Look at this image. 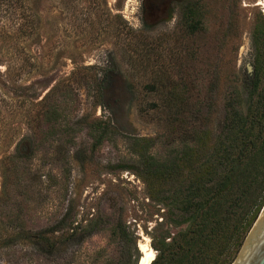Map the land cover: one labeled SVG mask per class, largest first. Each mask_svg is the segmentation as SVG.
Masks as SVG:
<instances>
[{
    "label": "rangeland",
    "instance_id": "1",
    "mask_svg": "<svg viewBox=\"0 0 264 264\" xmlns=\"http://www.w3.org/2000/svg\"><path fill=\"white\" fill-rule=\"evenodd\" d=\"M187 1L32 0L39 29L2 34L0 264H114L120 245L111 226L119 214L140 257L141 243L151 247L163 209L122 168L136 160L128 137L154 138L157 158L178 145L169 120L179 115L163 106L170 86L188 114L210 94L221 111L230 84L249 73L250 34L264 16L261 0H200L201 24L190 33L180 13ZM98 122L114 127L94 145ZM65 213L71 226L101 225L83 237L78 229L46 256L24 231Z\"/></svg>",
    "mask_w": 264,
    "mask_h": 264
},
{
    "label": "trees",
    "instance_id": "2",
    "mask_svg": "<svg viewBox=\"0 0 264 264\" xmlns=\"http://www.w3.org/2000/svg\"><path fill=\"white\" fill-rule=\"evenodd\" d=\"M31 2L0 0L1 38L17 32L29 36L39 29L40 15ZM89 2L106 4V0ZM185 3L181 19L193 33L201 24L200 0ZM250 35L252 71L230 84L221 111L215 109L217 99L210 94L188 114V102L174 95L176 87L170 86L163 106L179 115L169 120L176 123L178 145L157 158L150 152L154 138L128 137L136 160L122 168L134 171L149 198L163 209L162 227L151 234L156 253L149 264H231L264 204V16L255 20ZM96 87L102 95L99 80ZM109 126L114 127L98 122L94 145L102 142ZM69 219L65 213L51 226L24 231L25 237L50 257L80 230L86 231L83 237L101 225L99 221L93 227L71 226ZM111 236L120 245L114 264H137V236L121 214L111 226Z\"/></svg>",
    "mask_w": 264,
    "mask_h": 264
},
{
    "label": "water",
    "instance_id": "3",
    "mask_svg": "<svg viewBox=\"0 0 264 264\" xmlns=\"http://www.w3.org/2000/svg\"><path fill=\"white\" fill-rule=\"evenodd\" d=\"M248 68H249V71H252V66L250 63L248 65ZM254 237H255V239L257 237V240L254 243L253 248L250 250V253L247 256V258L243 264H264V204L262 205L256 219L254 220L253 224L251 225L249 231L247 232V234L243 240L241 249L247 243L249 238L253 239ZM241 249H240L237 257L239 256ZM153 251H154V253H156L154 249H153ZM237 257L235 258V260L237 259ZM140 259H141V257L137 261V264L140 263ZM152 259L150 260V262L152 261ZM235 260L231 264H233L235 262Z\"/></svg>",
    "mask_w": 264,
    "mask_h": 264
},
{
    "label": "bare ground",
    "instance_id": "4",
    "mask_svg": "<svg viewBox=\"0 0 264 264\" xmlns=\"http://www.w3.org/2000/svg\"><path fill=\"white\" fill-rule=\"evenodd\" d=\"M264 6V0L258 2ZM257 237L249 238L247 243L241 249V252L233 264H243L250 253V250L253 248L254 243L256 242ZM140 248L143 252L139 264H148L150 260L155 256L153 249L148 245V243H141Z\"/></svg>",
    "mask_w": 264,
    "mask_h": 264
},
{
    "label": "flooded vegetation",
    "instance_id": "5",
    "mask_svg": "<svg viewBox=\"0 0 264 264\" xmlns=\"http://www.w3.org/2000/svg\"><path fill=\"white\" fill-rule=\"evenodd\" d=\"M108 78V77H107Z\"/></svg>",
    "mask_w": 264,
    "mask_h": 264
}]
</instances>
